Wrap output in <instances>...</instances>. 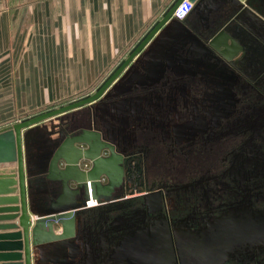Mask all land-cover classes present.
<instances>
[{"label":"flooded vegetation","instance_id":"flooded-vegetation-1","mask_svg":"<svg viewBox=\"0 0 264 264\" xmlns=\"http://www.w3.org/2000/svg\"><path fill=\"white\" fill-rule=\"evenodd\" d=\"M184 35L64 113L120 155L126 199H90L77 242L30 247V264H264V0H197Z\"/></svg>","mask_w":264,"mask_h":264},{"label":"crops","instance_id":"crops-1","mask_svg":"<svg viewBox=\"0 0 264 264\" xmlns=\"http://www.w3.org/2000/svg\"><path fill=\"white\" fill-rule=\"evenodd\" d=\"M173 2L0 0V129L92 91ZM188 28H194L193 3L181 19L171 15L141 54L158 57L165 47L186 44ZM44 135V129L28 135V159ZM39 182L32 183V197L48 199Z\"/></svg>","mask_w":264,"mask_h":264},{"label":"water","instance_id":"water-1","mask_svg":"<svg viewBox=\"0 0 264 264\" xmlns=\"http://www.w3.org/2000/svg\"><path fill=\"white\" fill-rule=\"evenodd\" d=\"M181 1L174 0L162 12L138 44L92 94L0 129V161H7V166L0 169V264H30V247L38 245L66 241L73 246L78 240L75 236L85 214L93 218L96 207L86 206L90 199L102 205L115 199H126L112 196L121 182L120 155L111 145L104 144L92 129H80L78 120L74 119L63 124L62 117L64 113L90 106L98 99L157 30L169 21ZM188 1L194 4L197 0ZM53 120L68 131L66 135L57 130V137L53 136L52 129L58 125L53 124ZM45 121H48L49 129ZM40 129L45 132L41 137L42 143L37 153L28 159L27 137ZM104 147L108 148L109 156L102 158L100 151ZM84 160L90 164L86 170L80 168ZM35 181L43 182L44 193L46 182L58 183L59 189L49 199L39 196L35 200L31 194ZM210 254L214 255V252L210 251Z\"/></svg>","mask_w":264,"mask_h":264},{"label":"built area","instance_id":"built-area-1","mask_svg":"<svg viewBox=\"0 0 264 264\" xmlns=\"http://www.w3.org/2000/svg\"><path fill=\"white\" fill-rule=\"evenodd\" d=\"M191 6V3L188 1H181L174 9V11L172 12V15L177 18V19H181L189 10ZM89 204V202H87ZM86 203V204H87Z\"/></svg>","mask_w":264,"mask_h":264},{"label":"bare ground","instance_id":"bare-ground-1","mask_svg":"<svg viewBox=\"0 0 264 264\" xmlns=\"http://www.w3.org/2000/svg\"><path fill=\"white\" fill-rule=\"evenodd\" d=\"M6 165H7V161H0V166H6ZM1 214H5V213L2 212Z\"/></svg>","mask_w":264,"mask_h":264}]
</instances>
